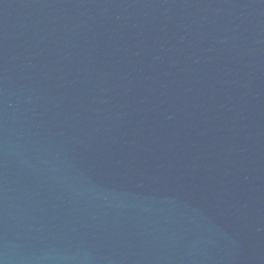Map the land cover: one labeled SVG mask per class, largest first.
<instances>
[{
  "label": "water",
  "instance_id": "water-1",
  "mask_svg": "<svg viewBox=\"0 0 264 264\" xmlns=\"http://www.w3.org/2000/svg\"><path fill=\"white\" fill-rule=\"evenodd\" d=\"M0 264H264V0H0Z\"/></svg>",
  "mask_w": 264,
  "mask_h": 264
}]
</instances>
